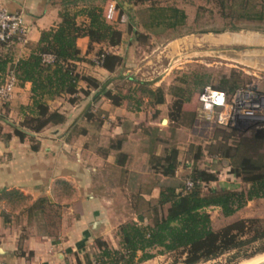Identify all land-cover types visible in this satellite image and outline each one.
Segmentation results:
<instances>
[{
	"label": "trees",
	"instance_id": "obj_1",
	"mask_svg": "<svg viewBox=\"0 0 264 264\" xmlns=\"http://www.w3.org/2000/svg\"><path fill=\"white\" fill-rule=\"evenodd\" d=\"M106 1L60 0L59 4L54 3L58 6L60 22L49 30L41 31L29 56L14 65H11L13 62L9 54L0 57V83L9 64L15 71L17 86L30 84L29 104L19 108L21 120L17 125H9L11 132L4 130L1 124L3 118L0 117V139L9 141L16 137L20 143H30L35 151L37 144L30 134H37L48 126L62 125L66 121V115L52 110L49 102L67 96L68 102L75 104L79 94L87 95L91 91L93 100L105 97L112 105L126 106L132 111L149 108L153 110L152 119L158 118L159 108L166 103V93L162 87L153 88L151 82L121 73L115 80L100 83L93 77L76 72V63L83 61L76 47L78 38L87 37L90 49L93 45L117 47L122 43L124 32L105 20L106 8L110 3L105 4ZM181 1L193 3L192 0ZM203 1L204 5L196 9L195 24L199 13H215L223 21V26L214 33L239 32L251 29L250 25L252 29L264 32V0ZM125 3L143 7L137 17L129 13L130 23L126 32L129 44L140 39L147 41L151 36L159 38L166 32L185 26L187 15L174 4L163 5L158 0H126ZM122 11L123 8L119 13ZM81 16L87 19L86 24L77 23V18ZM200 33L206 31L201 30ZM44 55H51L53 62H43ZM97 58L100 66L108 72L124 65L123 57L106 53L102 48L97 51ZM208 82L209 76L196 73L190 83L182 79L185 87H171L172 106L167 111L171 123L183 126L186 116H190V124L194 122L196 113L189 115L183 112L181 104L189 102L194 93L198 96ZM83 85L88 91L82 88ZM240 86V76L230 73L221 77L213 88L232 95L242 88ZM124 87H128L125 92ZM144 132L149 136L148 167L151 179L139 185V192L133 198L136 202H143L146 208L144 212L136 213V220L125 222L117 228V248L101 238H95L93 242L98 251L95 262L86 257V264H141L157 255H172L175 262L180 260L182 264H198L249 244L264 242V220L238 219L215 230L208 213L209 209L216 208L222 217L228 218L242 210L248 202L264 199V130H255L247 136L245 132L232 128L213 129L207 145L195 148L190 157V167H185L184 184L164 186L160 185L159 178L175 177L179 168V151L168 147L162 154H157L155 148L161 142L158 128L149 127ZM123 142L124 138L111 140L110 148L120 150ZM203 154L227 162L229 176H233L240 186L211 187L210 184L218 183V173L194 165ZM116 161L118 166L124 167L126 155L119 153ZM186 180L193 183L189 190H185ZM157 187L159 193L156 198L144 200L140 196L142 192L150 194ZM46 207L50 206L45 198H41L29 211L36 215L43 214Z\"/></svg>",
	"mask_w": 264,
	"mask_h": 264
},
{
	"label": "crops",
	"instance_id": "obj_2",
	"mask_svg": "<svg viewBox=\"0 0 264 264\" xmlns=\"http://www.w3.org/2000/svg\"><path fill=\"white\" fill-rule=\"evenodd\" d=\"M0 7L20 12L27 30L25 38L15 40L10 49L0 50V57L9 54L12 62L28 57L41 31L60 22L58 6L53 0H0ZM77 23L86 24L87 19L78 17ZM127 40L123 34L117 47L93 45L90 49L87 37L78 38L76 47L83 61L76 63V72L100 83L115 80L120 73L146 80L142 79L140 67L134 64L133 44ZM101 48L123 57L124 65L113 72L103 69L97 61V51ZM159 81L149 82L153 87ZM82 88L87 90L85 85ZM92 96L93 91L79 94L75 104H70L67 96L49 102L52 110L66 115V121L30 134L37 144L35 151L30 143H20L16 137L9 141L0 139V260L6 264H74L76 257L82 259L76 244L80 240L89 242L92 236L115 247L113 237L130 213L129 197L138 193L139 185L147 183L151 175L149 136L144 129L157 128L159 124L149 117L153 113L149 108L132 111L126 106L112 105L105 97L93 100ZM29 97L30 84L24 83L16 87L8 103L0 105L1 124L6 132H11L9 125H17L21 120L19 108L29 104ZM167 103L166 98L158 118L167 116ZM163 121L166 120L160 119ZM161 130L158 129L160 135ZM118 138H124L120 150L111 149V140ZM155 149L157 154L162 152L158 146ZM119 153L126 155L124 167L117 165ZM178 174L177 171L172 179L160 177V185H169ZM158 193L157 187L150 194L142 192L140 196L149 200ZM17 198L24 204L18 203ZM41 198L50 207H60L62 211L54 234L41 230L38 226L41 219L29 211ZM261 200L264 199L248 202L236 214ZM245 218L252 217L239 219Z\"/></svg>",
	"mask_w": 264,
	"mask_h": 264
},
{
	"label": "rangeland",
	"instance_id": "obj_3",
	"mask_svg": "<svg viewBox=\"0 0 264 264\" xmlns=\"http://www.w3.org/2000/svg\"><path fill=\"white\" fill-rule=\"evenodd\" d=\"M109 1L116 4L119 12L123 8L121 14L127 17V22L124 25H117L116 27L124 32L127 40L128 35L126 36V32L130 23L129 13L131 15L135 14L137 17L138 11L143 7L128 6L125 3L126 0H108L105 4ZM158 1L163 5L174 4L177 8L184 10L187 15L185 26L176 31L166 32V34H162L159 38L151 36L147 41L140 39L138 42L133 43L134 52L131 55L134 64L140 67L143 73L142 79H146L144 81L161 80L153 88L162 87L164 89L168 100L166 104L167 111L172 106V98L169 94L171 87H178L180 85L185 87L181 83L182 79L185 78L190 83L193 75L196 73L209 76L208 84L201 91L205 87L213 88L221 77L230 73H235V75L240 76V87H251L252 85L261 87L262 80L260 79L264 78V32L256 31L250 25L251 29L241 30L239 32L226 31L219 34L214 33L213 31L220 30L223 26V21L217 14L201 12L199 13L197 23H194L196 9L199 5H204L203 0H192V4L184 3L181 0ZM59 2L60 0H53V3L59 4ZM201 30L206 31V33H200ZM234 34L243 37H237ZM225 38L234 41H224L226 40ZM253 38L261 39V43L252 44ZM242 42L248 43L238 44ZM147 71H151V73L149 72L148 75L146 73ZM127 89L128 87H124V92ZM196 96V93H194L189 102L181 104L183 112L188 114L196 113V118L192 124H190V116L185 117L183 126H177L176 123H171L167 116L155 119L156 123L159 124L157 128L163 129L161 130V142L157 144L159 149L162 150L161 154L168 147L177 148L179 151L178 178L172 180L169 185L184 184L187 173V171H184V166L188 163L187 165L190 167L189 159L194 154L195 148H204L212 135L213 129H215L209 127L198 118ZM144 97L147 99L145 95ZM152 115L153 113L151 111L149 117ZM160 119L166 121L160 122ZM252 132H245V135L248 136ZM194 165L200 169H209L218 173L220 182L210 184L213 188H218L219 186L229 187L231 185L240 186L238 184L239 182L236 183L233 176H229L227 162L223 160L217 158L211 159L206 154H203L202 158ZM150 177L151 175H149V179H151ZM134 195L132 194L129 197L130 213L126 215V222L133 221L136 218V213L144 212L146 208L143 202H136L133 198ZM16 200L18 203L24 204L22 199L17 198ZM208 211L211 217L212 227L217 230L244 216L264 220V200L257 201L245 210L228 218L222 217L219 209L213 208ZM61 216L62 211L60 207H46L44 208L43 214H37L36 216L38 219H41L38 226L44 232L54 234L55 228L59 227ZM113 238L116 240L115 248H117L118 239L116 234ZM94 239V236H92L89 242L80 240L76 244V250L82 256V259L79 261L76 257L74 264H79L78 261L81 264H86V257L90 261L95 262L98 251L95 249ZM108 244L114 247L110 242ZM262 261H264V242H255L244 246L240 250H233L215 259L198 264H258ZM143 264H182V262L180 260L175 262V257L172 255H157L154 259Z\"/></svg>",
	"mask_w": 264,
	"mask_h": 264
},
{
	"label": "built area",
	"instance_id": "obj_4",
	"mask_svg": "<svg viewBox=\"0 0 264 264\" xmlns=\"http://www.w3.org/2000/svg\"><path fill=\"white\" fill-rule=\"evenodd\" d=\"M105 20L111 25H124L127 17L119 13L116 4L110 2L106 8ZM26 26L20 12H9L0 7V50L10 49L15 40L26 36ZM100 64L99 58H97ZM43 62L52 63L51 55H44ZM15 62L11 63L14 65ZM259 78V77H258ZM261 87L252 85L242 87L232 95L205 87L197 96V115L209 127H227L242 132L264 130V78ZM17 87V78L13 67L9 65L0 83V105L8 103ZM193 183L185 182V190ZM0 264H6L0 260Z\"/></svg>",
	"mask_w": 264,
	"mask_h": 264
},
{
	"label": "water",
	"instance_id": "obj_5",
	"mask_svg": "<svg viewBox=\"0 0 264 264\" xmlns=\"http://www.w3.org/2000/svg\"><path fill=\"white\" fill-rule=\"evenodd\" d=\"M234 36H237V37H243V36H239V35H237V34H234ZM251 37V36H250ZM246 38V37H245ZM248 38V37H247ZM250 39V38H249ZM249 41H251V40H249ZM244 43H248V42H242V43H238V44H244ZM259 43H261V39H255V38H253V42H252V44H259ZM250 44V43H249ZM258 264H264V261H262V262H260V263H258Z\"/></svg>",
	"mask_w": 264,
	"mask_h": 264
},
{
	"label": "bare ground",
	"instance_id": "obj_6",
	"mask_svg": "<svg viewBox=\"0 0 264 264\" xmlns=\"http://www.w3.org/2000/svg\"><path fill=\"white\" fill-rule=\"evenodd\" d=\"M230 37V36H229ZM234 38V37H233ZM226 40H224V41H228V42H230V41H232V39H228V38H225ZM234 41V40H233ZM232 41V42H233ZM238 41V40H237Z\"/></svg>",
	"mask_w": 264,
	"mask_h": 264
}]
</instances>
